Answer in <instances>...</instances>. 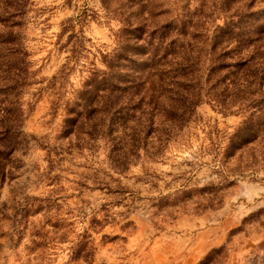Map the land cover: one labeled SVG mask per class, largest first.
<instances>
[{
	"label": "rangeland",
	"instance_id": "374dc122",
	"mask_svg": "<svg viewBox=\"0 0 264 264\" xmlns=\"http://www.w3.org/2000/svg\"><path fill=\"white\" fill-rule=\"evenodd\" d=\"M244 12L0 0V264H264V113L170 109Z\"/></svg>",
	"mask_w": 264,
	"mask_h": 264
},
{
	"label": "trees",
	"instance_id": "16d2710c",
	"mask_svg": "<svg viewBox=\"0 0 264 264\" xmlns=\"http://www.w3.org/2000/svg\"><path fill=\"white\" fill-rule=\"evenodd\" d=\"M253 14L230 15L218 26L210 41L205 77L180 73L174 81L181 89L177 92L179 105L176 101L171 110L184 113L205 95L223 113L233 111L236 105L239 109H252L251 114L264 113V21L258 16L252 18ZM153 97L156 103L157 98ZM247 120L242 121L244 128L248 126Z\"/></svg>",
	"mask_w": 264,
	"mask_h": 264
}]
</instances>
